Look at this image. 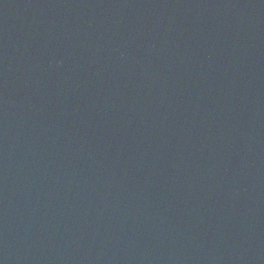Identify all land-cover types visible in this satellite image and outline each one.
Instances as JSON below:
<instances>
[{"label":"water","instance_id":"1","mask_svg":"<svg viewBox=\"0 0 264 264\" xmlns=\"http://www.w3.org/2000/svg\"><path fill=\"white\" fill-rule=\"evenodd\" d=\"M0 264H264V0H0Z\"/></svg>","mask_w":264,"mask_h":264}]
</instances>
